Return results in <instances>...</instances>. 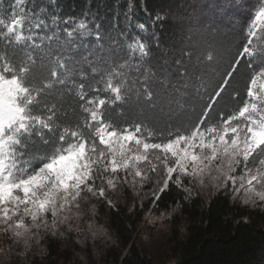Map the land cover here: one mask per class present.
Wrapping results in <instances>:
<instances>
[{"label": "snow or ice", "instance_id": "snow-or-ice-1", "mask_svg": "<svg viewBox=\"0 0 264 264\" xmlns=\"http://www.w3.org/2000/svg\"><path fill=\"white\" fill-rule=\"evenodd\" d=\"M208 179L264 215V0H0V264Z\"/></svg>", "mask_w": 264, "mask_h": 264}, {"label": "trees", "instance_id": "trees-1", "mask_svg": "<svg viewBox=\"0 0 264 264\" xmlns=\"http://www.w3.org/2000/svg\"><path fill=\"white\" fill-rule=\"evenodd\" d=\"M198 186L192 188V199L176 211L181 195L176 190L155 206L150 188L146 199L135 197L131 189L115 193L117 209L105 205L96 218V225L106 227L111 238L85 234L81 245L74 235L54 244L44 264H257L264 246V215L240 207L225 191L202 195ZM151 210L166 222L147 240L141 237V224ZM245 220L247 225L238 223Z\"/></svg>", "mask_w": 264, "mask_h": 264}, {"label": "rangeland", "instance_id": "rangeland-1", "mask_svg": "<svg viewBox=\"0 0 264 264\" xmlns=\"http://www.w3.org/2000/svg\"><path fill=\"white\" fill-rule=\"evenodd\" d=\"M206 184H207L206 187H201L200 185L198 186L203 193L202 195L210 196L218 191V189L212 186V181L210 179L206 181ZM123 191H125V188L123 187L119 188L116 192L110 194V198L115 199V195H116L115 193H120V192L122 193ZM195 192L198 193L200 191L196 190ZM131 193L139 199H146L147 196L149 195V190L148 188L139 189L138 187L136 191L131 190ZM163 218L164 216H162L159 213H156L155 211L152 210L148 211L144 217L143 223L141 224V229H142L141 237L147 240L148 239L152 240V238L156 235L158 230L165 227L166 219Z\"/></svg>", "mask_w": 264, "mask_h": 264}]
</instances>
